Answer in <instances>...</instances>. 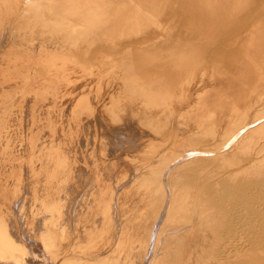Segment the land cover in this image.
<instances>
[{
    "label": "rangeland",
    "instance_id": "374dc122",
    "mask_svg": "<svg viewBox=\"0 0 264 264\" xmlns=\"http://www.w3.org/2000/svg\"><path fill=\"white\" fill-rule=\"evenodd\" d=\"M0 264H264V0H0Z\"/></svg>",
    "mask_w": 264,
    "mask_h": 264
},
{
    "label": "bare ground",
    "instance_id": "6f19581e",
    "mask_svg": "<svg viewBox=\"0 0 264 264\" xmlns=\"http://www.w3.org/2000/svg\"><path fill=\"white\" fill-rule=\"evenodd\" d=\"M256 24H257V22H255ZM258 26H260L259 24H257ZM256 26V25H255ZM198 153H200V152H198ZM168 192V191H167ZM169 193V192H168ZM169 195V194H168ZM225 219V218H224ZM223 241V240H222ZM153 250V249H152Z\"/></svg>",
    "mask_w": 264,
    "mask_h": 264
}]
</instances>
